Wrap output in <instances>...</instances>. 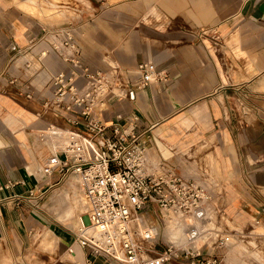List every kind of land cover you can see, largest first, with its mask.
I'll list each match as a JSON object with an SVG mask.
<instances>
[{
	"label": "crops",
	"instance_id": "1",
	"mask_svg": "<svg viewBox=\"0 0 264 264\" xmlns=\"http://www.w3.org/2000/svg\"><path fill=\"white\" fill-rule=\"evenodd\" d=\"M91 2L90 11L78 7L71 16L77 21L64 24L80 48L77 67L108 72L124 87L106 97L96 117L140 134L153 171L207 183L213 169L205 174L194 156L213 151L223 177L232 174L209 183L213 194L221 187L228 217L264 229V0ZM27 3L43 14L42 0H0V264L37 263L40 248L76 264H122L82 246L83 259L67 257L76 233L53 226L44 211L66 154L45 136L53 123L85 130V122L50 103L51 75L74 64L52 47L51 32L62 26L43 22ZM143 61L153 62L162 79L141 86ZM59 215L70 220L72 205ZM204 251L223 264L241 258L229 246Z\"/></svg>",
	"mask_w": 264,
	"mask_h": 264
},
{
	"label": "built area",
	"instance_id": "2",
	"mask_svg": "<svg viewBox=\"0 0 264 264\" xmlns=\"http://www.w3.org/2000/svg\"><path fill=\"white\" fill-rule=\"evenodd\" d=\"M51 33L53 49L74 65L51 75L55 90L50 103L60 110L78 112L85 122V130L74 128L85 143L79 149L70 146L58 161L60 172L77 174L93 200L88 225L76 233V241L93 254L107 255L122 264H223L220 256L202 247L174 242L158 247L162 237L146 220L150 211L162 218L171 212L179 216L192 243L208 231L204 227L212 219L213 195L194 178L172 170L153 171L157 164L148 158L140 134L117 124H103L96 117L97 108L111 92L124 87L108 72L77 67L80 48L70 27ZM138 68L143 87L162 79L163 73L153 62L143 61ZM79 75L85 77L83 83L77 81ZM215 239L213 249L233 243L230 233L217 231ZM207 249H212L211 244Z\"/></svg>",
	"mask_w": 264,
	"mask_h": 264
},
{
	"label": "rangeland",
	"instance_id": "3",
	"mask_svg": "<svg viewBox=\"0 0 264 264\" xmlns=\"http://www.w3.org/2000/svg\"><path fill=\"white\" fill-rule=\"evenodd\" d=\"M29 5V3L26 4L27 10L37 13L38 17L41 18L43 22H51L54 25H58V27L65 26L64 24H66L67 22H76L77 19L71 18V16H76L78 14V7L80 9H84L86 12L90 11L92 8L91 0H83V5L79 6L77 4V0H52V3H45L44 0H42L40 8H44L46 11L42 10L43 14L40 16V13L38 12L37 8ZM208 151L207 153H204V151L200 150V152L194 156V159L196 160L200 169H202L205 174H208L209 170L213 169V171L211 170L213 173H209L214 175L212 181L215 184H222L224 180H230L232 174L224 178L221 173L220 164L215 156V153L213 151L209 153ZM209 166L211 167V169H209ZM75 177L78 178L79 176L77 174H68L66 176L61 175V178L57 181V183H55L53 187L49 189L47 195L42 201V204L45 213L53 221V226L57 227L58 229L66 228L70 232L72 231L74 233H79L80 228H82L84 225H88V213L92 210L93 203L85 196L83 190L79 188L78 180ZM196 180L205 188H207L213 195L212 207L214 208H211L210 214L212 216V219L209 222L210 224L206 225L207 227H204L206 230L208 229V231L202 234L205 235L209 233L208 236H204L202 238L201 235L199 236V238L194 239L192 242H195L194 244H197L198 246L202 247V249L208 246V244H211L213 249L217 231H220L221 233H230L233 235V243L229 245V248L234 251L231 254H238V256L241 257L240 260H232L231 263L238 264L239 261L240 264L242 262V264H264V235H260V233L264 232V229L258 228L259 226L256 222L254 223L256 225H250L247 227L241 226L234 222L228 217V214L225 210V205L227 204L228 200L226 196H222L221 187L215 189V194H213V190L209 186V183L213 184L212 181H208L207 184L206 181H203L201 179ZM59 196H61V198L66 201L63 203V201L61 200L60 202V200L57 199V197L59 198ZM82 198L88 200L89 206L82 205ZM66 202L72 203L73 215L71 216L70 220H61L59 217V211H61L67 206ZM59 206L61 207L56 210V208ZM150 213L151 214L146 215V220L152 227L156 228V230L160 232L162 237L158 243V247L164 248L167 242H174L177 245L190 244L191 246H193L191 243V239H189L190 232H188L187 229H184L183 227H176L174 225H172L171 227L168 226L170 227V230L168 231L170 232L169 236L166 232L168 215L162 218L153 211H150ZM82 218L84 219L85 224ZM173 228L175 229V231L172 230ZM209 235H213L214 238H210ZM174 238L182 239L185 242H175L173 241ZM49 246L53 248L54 245L50 244ZM76 249L77 246L75 247V250ZM36 255L37 261L40 263L37 262L34 264H76L66 258L60 257L56 250H44L40 248L39 250H37ZM67 257H70L69 254H67ZM43 258L48 259L44 260Z\"/></svg>",
	"mask_w": 264,
	"mask_h": 264
},
{
	"label": "bare ground",
	"instance_id": "4",
	"mask_svg": "<svg viewBox=\"0 0 264 264\" xmlns=\"http://www.w3.org/2000/svg\"><path fill=\"white\" fill-rule=\"evenodd\" d=\"M42 10H44V11H46L44 8H42ZM46 15H48V14H46ZM121 86H123V84L121 85ZM50 133L49 134H46V140H48V142H50V144H52V146L53 145H55V146H53L54 148L56 147V150H58V149H64V150H66V149H68L70 146L71 147H73L74 149H79L80 147H81V145L82 144H84L85 143V139H82V137L80 136V134L75 130V129H73L72 127H70V126H67V125H60V124H57V123H53L51 126H50ZM149 152H150V154L151 155H154V151H153V149L152 150H149ZM77 180H78V185H79V188H81V190H83V192H84V194H85V196L90 200V201H92V203H93V200H92V198L91 197H89L86 193H85V191H84V189L82 188V186H81V179H80V177H75ZM75 184V183H74ZM74 184H72V185H74ZM75 188V187H74ZM57 199H59L60 200V202H61V200L63 201V203L66 201H64V199H62L61 198V196H59V198L57 197ZM59 202V203H60ZM67 203V202H66ZM69 205H72V203H70V202H68L67 203V206L65 207V208H67ZM82 205L83 206H89L88 205V200L87 199H85V198H82ZM61 206H59V208H60ZM212 208H214V207H212ZM213 210V209H212ZM82 220H83V222H84V224H85V221H84V219L82 218ZM207 224H210V223H207ZM172 225H174V226H176V227H183L184 229H186V226H185V223L183 222V221H181V219H180V217L179 216H177L176 214H174V213H170L169 215H168V218H167V233H168V235L170 236V232H168L170 229V227L172 226ZM168 226H170V227H168ZM87 226H83L82 228H80V230H83V229H85ZM173 231H175V229L173 228L172 229ZM193 232H195V231H193ZM173 241H175V242H178V243H183V242H185V241H183L182 239H178V238H174V240ZM195 243V242H194ZM193 242H192V245L194 246V247H196V248H198V247H200V246H198L197 244H194ZM77 246V251L75 250V247L74 246ZM83 248L80 246V244L77 242V243H75L72 247H71V249H70V251L68 252V254H69V256L70 257H73L75 260H78L79 261V259H83L84 258V253H83V250H82Z\"/></svg>",
	"mask_w": 264,
	"mask_h": 264
}]
</instances>
